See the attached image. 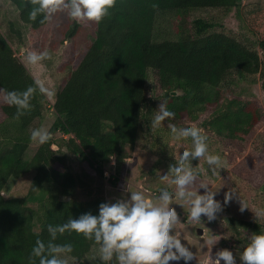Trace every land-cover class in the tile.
<instances>
[{
	"label": "trees",
	"instance_id": "1",
	"mask_svg": "<svg viewBox=\"0 0 264 264\" xmlns=\"http://www.w3.org/2000/svg\"><path fill=\"white\" fill-rule=\"evenodd\" d=\"M4 1L14 7L22 26L38 30L46 24L42 14L30 19L34 5L29 0ZM242 1L117 0L110 14L97 23L93 42L56 93L51 107V140L39 144L27 159L24 155L32 141L28 129L34 121L41 125L49 105L11 47L10 40L22 45L20 30L9 23L8 34L0 32V88L19 92L35 89L31 109L18 118L17 108L5 103L0 94V264H30L37 239L45 243L51 240L49 225L64 224L69 217L85 212L97 214L102 198L77 197L79 186L92 180L87 172L104 178L114 161V172L104 179L114 187L122 185L120 167L130 157L141 126L149 125L152 117L147 98L149 72L163 92L162 105L172 109L169 116L175 119L195 122L208 113L201 127L230 139L247 137L260 125L261 114L255 103L224 97L222 90L233 81L229 79L232 76L259 75L264 88V25L254 44L216 31L215 22L195 19L190 27L186 25V16L194 11L210 9L228 14ZM167 13L182 18L178 38L157 41V19ZM76 31L72 22L64 38L71 39ZM172 92L177 95L171 96ZM69 156L85 168L80 174L68 166ZM29 172L33 176L27 197L43 192L44 187L49 193L41 199L44 206L40 211L27 205V197L2 196L9 179ZM228 221L234 239L243 247L249 238L238 228L249 230L251 235L264 231V222L257 217L253 221L230 217ZM54 242L71 243L70 257L77 264H103L100 259L85 261L90 250L99 245L82 234L57 233Z\"/></svg>",
	"mask_w": 264,
	"mask_h": 264
},
{
	"label": "rangeland",
	"instance_id": "2",
	"mask_svg": "<svg viewBox=\"0 0 264 264\" xmlns=\"http://www.w3.org/2000/svg\"><path fill=\"white\" fill-rule=\"evenodd\" d=\"M17 15L10 3L0 0V32L6 36L9 23H13L15 29L20 30L22 45H19L16 40L13 42L10 40L11 47L34 80L42 83L46 89L43 94L49 108L47 107L45 119L39 126L38 122L34 121L28 130L30 133L37 128L49 130L54 120L51 107L56 93L64 86L71 71L80 63L93 42L97 23L73 20L66 11H62L47 19L42 28L32 30L22 26L18 22ZM180 19L182 18H179L175 13L160 16L154 28L155 40H176ZM195 19L215 22L216 31L229 34L245 44H254L258 39V30L264 25V0H243L237 9L228 14H223L219 10H197L186 16V25L190 27V23ZM72 22L77 25V31L71 39H65V33ZM31 52H47L49 55L40 62L31 64L27 61V55ZM229 79L233 81L222 90L223 96L240 97L243 100L252 101L260 110V125L250 135L241 139H230L218 136L209 129H203L201 124L209 118L208 113L201 115L195 122L167 116L162 127L153 128L151 120L156 114L159 104L162 105L164 98L162 90L158 87L152 73L149 72L147 98L148 105L153 109L152 117H150L149 125L141 126L137 142L134 148L129 151L130 157L120 167L119 177L122 185L114 187L105 180L109 171L114 172L115 165H110L109 169L105 171V179L99 178L89 171L87 173L92 177V180H87V184L79 186L77 189L78 199L88 200L99 197L104 202H114L126 195L125 188L129 191L142 190L146 194L152 195L158 191L159 185L165 183L174 190L175 182L167 181L166 178L161 179L160 171L168 166L169 161H175L180 150H190L193 145L190 137L174 136L168 127V120H172L178 125L194 124L204 130L210 153L219 155L222 162L221 166L213 172L204 157L194 160L193 166L198 171L196 185L205 182L212 191H218L215 198L222 204L225 192H234L236 195L223 206V211L218 214L217 219L211 222H208L204 217H202V221L190 222L188 220L189 206L182 201H173L181 219L174 226V231L195 254V258L190 264H211L209 257L214 256L215 252L220 249L228 248L234 253L242 251L244 247L234 239L228 219L232 217L237 220L253 221L257 217L258 210L264 211V88L259 75L247 78L232 76ZM38 146L39 143L32 140L24 158H30ZM112 162L114 163V161ZM67 164L75 174H80L85 169L72 156H69ZM32 176L33 173L29 172L22 178L9 179L5 184L2 196L7 199L26 198ZM48 194L47 188L44 187L43 192L39 191L32 197H27V205L40 211L44 206L41 199ZM241 205L245 207L243 211H241ZM258 220L264 222V216L259 217ZM238 231L247 238L251 236L249 230L238 228ZM99 256V246H95L86 256L85 261L91 263L100 259ZM68 260L69 264H77L76 260L70 256ZM172 264H176V262H172ZM179 264H184V262L180 261ZM237 264H239L238 259Z\"/></svg>",
	"mask_w": 264,
	"mask_h": 264
},
{
	"label": "clouds",
	"instance_id": "3",
	"mask_svg": "<svg viewBox=\"0 0 264 264\" xmlns=\"http://www.w3.org/2000/svg\"><path fill=\"white\" fill-rule=\"evenodd\" d=\"M34 5L29 17L35 20L38 15L50 19L54 14L66 11L67 15L76 21L87 20L100 23L114 8L117 0H29ZM47 52H31L27 61L36 64L48 57ZM36 86L45 92V86L37 82ZM33 87L26 90L8 91L0 88V94L5 103L17 108V118L30 110ZM172 109L159 104V108L151 120L153 128L162 127L166 117L172 115ZM168 127L174 136H187L192 140V148L180 150L175 161H169L168 166L160 171L161 179L175 182V189L167 184H161L152 195L142 190L129 191L114 202H102L97 214L85 212L77 218L69 217L61 225H49L51 240L45 243L37 239L30 254V264H69L68 257L73 252L71 243L57 244V233L75 232L99 245L100 260L103 264H190L195 254L174 231V226L181 221L176 204L182 201L189 206L188 220L190 222H208L217 219L223 211V206L236 194L225 192L223 204L216 199L218 191H212L205 182L196 185L198 171L193 161L204 157L209 167L215 172L221 166L219 155L209 151L207 136L204 130L194 124H177L168 120ZM52 138V133L46 129H33L31 139L43 145ZM215 166V167H213ZM170 173V174H169ZM203 190V191H201ZM130 193V195H127ZM245 207L241 205V211ZM257 218L264 216V211L258 210ZM217 243V242H216ZM264 264V231L250 236L242 251L235 252L224 248L210 256L211 264Z\"/></svg>",
	"mask_w": 264,
	"mask_h": 264
},
{
	"label": "water",
	"instance_id": "4",
	"mask_svg": "<svg viewBox=\"0 0 264 264\" xmlns=\"http://www.w3.org/2000/svg\"><path fill=\"white\" fill-rule=\"evenodd\" d=\"M177 95V92H172L171 93V96H176Z\"/></svg>",
	"mask_w": 264,
	"mask_h": 264
},
{
	"label": "built area",
	"instance_id": "5",
	"mask_svg": "<svg viewBox=\"0 0 264 264\" xmlns=\"http://www.w3.org/2000/svg\"><path fill=\"white\" fill-rule=\"evenodd\" d=\"M111 163H113V162H111ZM111 163H110V165H114V163L113 164H111ZM109 173H111V172L109 171ZM106 175H108V174H106Z\"/></svg>",
	"mask_w": 264,
	"mask_h": 264
}]
</instances>
